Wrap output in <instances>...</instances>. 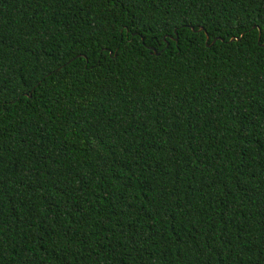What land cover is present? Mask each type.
<instances>
[{"label": "trees", "instance_id": "obj_1", "mask_svg": "<svg viewBox=\"0 0 264 264\" xmlns=\"http://www.w3.org/2000/svg\"><path fill=\"white\" fill-rule=\"evenodd\" d=\"M257 20L0 0V264H264Z\"/></svg>", "mask_w": 264, "mask_h": 264}, {"label": "snow or ice", "instance_id": "obj_2", "mask_svg": "<svg viewBox=\"0 0 264 264\" xmlns=\"http://www.w3.org/2000/svg\"><path fill=\"white\" fill-rule=\"evenodd\" d=\"M109 3L111 7L115 8L117 7L118 0H109ZM119 3H123V0H119ZM254 24L257 26V38L259 39L260 46L264 47V20L254 21ZM249 27H251V25H249ZM239 30L244 31L243 25H241ZM217 31L219 35H223V33L219 32V30Z\"/></svg>", "mask_w": 264, "mask_h": 264}, {"label": "water", "instance_id": "obj_3", "mask_svg": "<svg viewBox=\"0 0 264 264\" xmlns=\"http://www.w3.org/2000/svg\"><path fill=\"white\" fill-rule=\"evenodd\" d=\"M194 29V28H193ZM200 30H204V28L203 27H201L200 28ZM206 34H207V41L210 39V36H209V34L206 32ZM155 51V50H154Z\"/></svg>", "mask_w": 264, "mask_h": 264}]
</instances>
